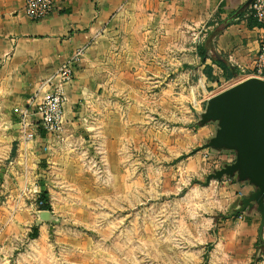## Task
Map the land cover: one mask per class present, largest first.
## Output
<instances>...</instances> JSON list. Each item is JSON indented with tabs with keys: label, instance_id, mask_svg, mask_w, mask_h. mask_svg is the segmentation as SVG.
<instances>
[{
	"label": "crops",
	"instance_id": "crops-1",
	"mask_svg": "<svg viewBox=\"0 0 264 264\" xmlns=\"http://www.w3.org/2000/svg\"><path fill=\"white\" fill-rule=\"evenodd\" d=\"M245 2L66 0L32 20L25 0H0V159H8L1 175L18 179L23 193H68L75 178L78 185L88 178L83 192L112 193L116 176L141 178L147 159H177L188 169L198 141L214 134V123L196 124L207 99L253 66L264 26L249 25ZM76 50L73 78L62 86L63 127L50 136L32 111ZM103 176L106 185L96 180ZM218 183V209L229 213L253 189L233 177ZM18 204L15 219L0 221V264H50V221L39 219L33 203ZM258 224V212L247 209L227 220L226 233L253 245Z\"/></svg>",
	"mask_w": 264,
	"mask_h": 264
},
{
	"label": "rangeland",
	"instance_id": "rangeland-1",
	"mask_svg": "<svg viewBox=\"0 0 264 264\" xmlns=\"http://www.w3.org/2000/svg\"><path fill=\"white\" fill-rule=\"evenodd\" d=\"M207 140L203 136L198 142L201 146ZM200 146L188 169L177 159L151 158L141 178L116 176L112 193L83 192L80 189L90 186L88 178H78L80 186L75 178L71 192L48 194L57 218L50 221L47 234L50 264H264V246L257 253L259 240L248 245L243 236L237 241L227 235L230 218L219 214H228L231 207L218 209V181L200 183L230 162L233 152L212 155ZM5 148L0 139V154ZM7 166L8 159H0V221L15 219L22 210L20 201L38 208L40 194L18 192L19 180L1 175ZM94 180L90 178L91 186ZM96 180L106 185L105 176ZM129 183L131 189L123 191Z\"/></svg>",
	"mask_w": 264,
	"mask_h": 264
},
{
	"label": "water",
	"instance_id": "water-1",
	"mask_svg": "<svg viewBox=\"0 0 264 264\" xmlns=\"http://www.w3.org/2000/svg\"><path fill=\"white\" fill-rule=\"evenodd\" d=\"M251 1L246 0L241 9ZM208 122L215 124V130L202 147L231 151L234 159L206 174L200 183L205 186L212 180L233 177L253 187L241 198L239 206L224 217L253 208L258 212V253L264 246V79L248 76L210 96L198 118L199 125ZM38 217L57 220L50 210L39 211Z\"/></svg>",
	"mask_w": 264,
	"mask_h": 264
},
{
	"label": "built area",
	"instance_id": "built-area-1",
	"mask_svg": "<svg viewBox=\"0 0 264 264\" xmlns=\"http://www.w3.org/2000/svg\"><path fill=\"white\" fill-rule=\"evenodd\" d=\"M65 1L66 0H25L24 12L28 18L39 20L59 10ZM248 15H251L257 23L264 25V0H252L249 4ZM80 53L81 50H76L70 59L59 66L56 72L59 78L58 81L53 84L50 91L40 101L36 102L33 108L32 114L35 116V123L41 127L47 135L57 136L62 130L63 103L65 100L62 86L73 78L74 67ZM248 76H256L264 79V33L259 37L253 66L249 74H246V77ZM239 79L242 78L238 75L234 80L237 81ZM40 205L41 201L38 200L37 207L39 208Z\"/></svg>",
	"mask_w": 264,
	"mask_h": 264
},
{
	"label": "trees",
	"instance_id": "trees-1",
	"mask_svg": "<svg viewBox=\"0 0 264 264\" xmlns=\"http://www.w3.org/2000/svg\"><path fill=\"white\" fill-rule=\"evenodd\" d=\"M247 19H248V23H249L250 26L251 25L264 26L262 24L257 23L256 20L251 17V15H248L247 16ZM230 22H231V20H229V21H222L221 22L222 23V28H219L218 29V32L221 31L225 26H227L228 24H230ZM198 53H199L201 59H203L204 58V55H205L204 50H202L201 48H199ZM215 61L224 70H228L229 71V74H236V72L233 71V68L229 64H227V63H225V62H223L221 60H218V59H216ZM38 200L41 201V205L39 206V209L51 210V206H50V203H49V200H48V194H47L46 191L40 192L39 197H38ZM222 217H224V215H222ZM36 234H37V230H36V228H33L32 233H30V237H34V236H36Z\"/></svg>",
	"mask_w": 264,
	"mask_h": 264
}]
</instances>
